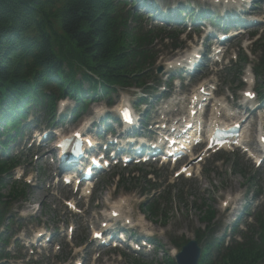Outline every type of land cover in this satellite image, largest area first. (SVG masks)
Returning <instances> with one entry per match:
<instances>
[{
  "label": "rangeland",
  "instance_id": "1",
  "mask_svg": "<svg viewBox=\"0 0 264 264\" xmlns=\"http://www.w3.org/2000/svg\"><path fill=\"white\" fill-rule=\"evenodd\" d=\"M167 1L170 2L173 0H156L160 5L166 4ZM257 2L260 8L259 11L262 12V3L264 6V0H257ZM144 13L146 15L148 11ZM148 16L150 20H148L147 25L151 21L154 22L152 18L153 13L148 14ZM261 18L264 20V16ZM184 25L169 24L168 27L169 29H175L183 33L180 35L181 41L185 37H191L193 41L186 43L185 46L189 47L192 45L194 47L195 40L193 31L188 30L187 26ZM263 27L264 23L258 26V32L261 33ZM165 42L167 43L161 44L156 50L159 53V59L153 67V70L162 66L175 53L172 50V42L169 40ZM249 44L250 40L247 39V33H244L237 41L234 40L232 42L229 48V55L234 56L235 53L241 52V50L247 51L250 46ZM254 57L250 56V59L255 60ZM238 66L239 63H237L236 68L229 70L225 68L224 64L209 65L207 70L203 71L202 75L199 76L201 77L200 82H209V85H215L220 91V95L225 97L229 104H232L236 102L235 100L232 101V96L235 97L237 93H240L236 92L235 89L238 80L231 82V78L234 77L235 80L241 71ZM237 69L239 71L238 73ZM164 73L163 70L162 73L157 72L156 74L159 77H163ZM191 83H195V81ZM261 83L264 85V79L262 78ZM139 91L135 87L120 90L118 94L113 95L114 103H117L115 106L118 107L122 99H127L134 103L139 96ZM189 91L191 89L187 90V92ZM261 91L264 92V88ZM74 104L71 100H67V105L61 107V109L65 108L64 111L68 114V117H64L61 121L58 119L57 124L49 122L43 116V111L39 112L35 108H32L27 113L24 124H22L24 125L22 129L24 133L14 143L10 144V156L17 154L16 157L22 163L21 167L14 172L15 176L17 177L21 173H25V179L29 178L31 181L28 189V201L26 203L17 202L14 204L13 214L17 218L14 220L12 226L9 227V230L5 228L0 229V233L11 234L15 232V236L18 238L19 247L14 246L15 238L11 239V246L8 247V250H11L12 254L20 253V255L24 256L30 255L32 253V247L28 244H30L29 241L36 233H41L49 229V234H52L54 230L56 231V228L61 230L68 224L74 228L72 237L69 239V243L71 244H68L67 240H65L68 235L64 236L63 231H56L54 240L49 244V247L43 250L41 254L34 253L33 258L35 261L31 259L32 262L30 263L27 260L10 259L7 262L1 261L0 264H71L73 259L79 256L84 261L83 264H136V261H140V264H159L160 261L165 259L166 255L172 256V248L174 247L171 244L172 239H176L177 242L184 241L188 237H193L197 228L204 226L198 210V206L201 203L206 202L207 204L213 205L216 209L215 220L219 226L217 236H221L222 234L229 235L231 233L230 228L235 222L239 223L240 228L245 229L247 222L250 221V217L246 214L245 209L253 212L264 203V164L263 166H259L256 164V159L251 160L243 152L237 155L236 160L239 164L237 170L241 169L244 175L238 172L236 173V170L233 172L232 162L234 159H231L227 155V152L212 154L209 150H206L204 153L205 158L202 160L203 162L198 163L199 165H193L194 177L191 179H185L184 176L176 179L174 170L171 168L173 167L172 165L163 164L158 169L157 167L149 168L130 163L127 166H114L94 178L91 183L89 182L86 185L91 191L89 195H82V191L72 190L70 186L64 187L61 183L57 184L49 177L51 174L55 175L56 173L55 162L52 156L49 155L48 160L46 159L47 161L43 158L44 152L48 148H51V145L49 142L39 147L37 144H32L33 131L37 129L42 132L44 129H47L50 132V139L48 141H51L57 138L59 132L72 131L75 127L81 125L82 122H88L92 116L91 114H93L92 107L95 105L104 108V114L107 111L115 113L113 108L108 109L105 102L91 106L89 104L86 110L78 114L79 117L73 121L70 114L75 106ZM152 109L148 116L151 123L154 124L155 121L160 119V115L157 109H154V106ZM255 114L256 116L254 115L252 117L254 120L257 117L264 122V110H259ZM94 116L93 119L96 118ZM247 126L250 127H248L249 137L253 139L255 126H252L250 123ZM24 128H26V131H24ZM255 147L256 145L251 146L252 149ZM204 148L205 145L200 147V150ZM2 152L3 150L0 147V153ZM219 156L224 157L218 159ZM0 157L3 158V156ZM47 163L48 169L46 168L47 172L44 173V176L35 178L36 169L41 166L46 167ZM200 168L202 172L197 175L196 172ZM206 168L207 170H204ZM154 170L158 173L159 178L156 177L157 174H147V172H155ZM144 175H146V178H144ZM249 176H254V182L257 186L249 183L247 179ZM148 178H152V182L158 184L168 179L171 183L174 182L173 195L170 202L166 205L164 200L161 201L163 202L162 207L164 206L163 208L165 209L163 217L151 218L147 215L144 216L141 211L143 201L150 200L154 195V191L144 194L151 187V184L146 181ZM256 187L258 189L261 188L260 197H256L255 195ZM4 192H6L5 189ZM121 198L127 202L123 213L133 215L135 218L146 219V225L154 235V249L152 247V251L149 252L147 249L146 251L141 250L140 253H135L126 247L109 249L100 247L99 241L96 240L97 244L90 247L87 252L78 253L77 246L83 245L86 248L91 244L92 235L90 229L92 231L93 227L97 225L99 217L100 220L102 219L101 217L105 215V209L109 210ZM226 199L231 200L229 207L228 205H223ZM62 200H74L78 208L67 207ZM39 203L41 204L39 205L41 208L35 211L36 215L34 218L23 216L24 214H33L34 205ZM22 211H26V213L23 214ZM160 212L161 210L158 211V214ZM19 215L26 218H20ZM3 236L5 237V235ZM58 246L61 247L58 248ZM1 247L2 243H0V250L2 249Z\"/></svg>",
  "mask_w": 264,
  "mask_h": 264
},
{
  "label": "trees",
  "instance_id": "2",
  "mask_svg": "<svg viewBox=\"0 0 264 264\" xmlns=\"http://www.w3.org/2000/svg\"><path fill=\"white\" fill-rule=\"evenodd\" d=\"M140 19L136 12L125 10L121 0H0V137L6 138H0L4 151L0 224L6 219L8 201L24 193L17 181L9 179L19 162L9 151L31 108H44L54 120L61 98H73L78 111L96 95L109 98L117 86L142 85L150 76L145 70L152 65L151 45L158 36L155 31L160 30H142ZM258 45L256 72L264 75V37ZM154 209L155 205L147 207L150 214ZM211 213L210 207L203 210L208 231ZM243 237L226 247L210 240L200 264H261L264 215L257 217V228H250ZM0 240L8 239L0 235Z\"/></svg>",
  "mask_w": 264,
  "mask_h": 264
},
{
  "label": "water",
  "instance_id": "3",
  "mask_svg": "<svg viewBox=\"0 0 264 264\" xmlns=\"http://www.w3.org/2000/svg\"><path fill=\"white\" fill-rule=\"evenodd\" d=\"M199 255L200 250H198V247L191 244L185 248V251L179 254V264H197Z\"/></svg>",
  "mask_w": 264,
  "mask_h": 264
},
{
  "label": "bare ground",
  "instance_id": "4",
  "mask_svg": "<svg viewBox=\"0 0 264 264\" xmlns=\"http://www.w3.org/2000/svg\"><path fill=\"white\" fill-rule=\"evenodd\" d=\"M198 91H195V94H197ZM106 93H103V95H105ZM101 96V95H100ZM99 96V97H100ZM206 100V98L204 99V101ZM262 138H264V134H262ZM49 153H53V150H49ZM127 205V202L125 199H120L118 201H116L112 207L113 209L111 210V212H114V211H122L124 210V208L126 207ZM126 218H129V217H126Z\"/></svg>",
  "mask_w": 264,
  "mask_h": 264
}]
</instances>
